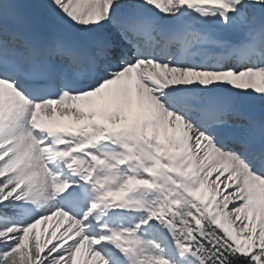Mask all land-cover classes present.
I'll return each instance as SVG.
<instances>
[{
    "label": "snow or ice",
    "instance_id": "obj_1",
    "mask_svg": "<svg viewBox=\"0 0 264 264\" xmlns=\"http://www.w3.org/2000/svg\"><path fill=\"white\" fill-rule=\"evenodd\" d=\"M0 264H264V0H0Z\"/></svg>",
    "mask_w": 264,
    "mask_h": 264
},
{
    "label": "rangeland",
    "instance_id": "obj_2",
    "mask_svg": "<svg viewBox=\"0 0 264 264\" xmlns=\"http://www.w3.org/2000/svg\"><path fill=\"white\" fill-rule=\"evenodd\" d=\"M43 227H45V228H49L48 225H45V226H43ZM39 230H40V226H38V229H37V232H38V233H39Z\"/></svg>",
    "mask_w": 264,
    "mask_h": 264
},
{
    "label": "bare ground",
    "instance_id": "obj_3",
    "mask_svg": "<svg viewBox=\"0 0 264 264\" xmlns=\"http://www.w3.org/2000/svg\"><path fill=\"white\" fill-rule=\"evenodd\" d=\"M51 223H52V222H49V224H48L49 228H50V226H51Z\"/></svg>",
    "mask_w": 264,
    "mask_h": 264
}]
</instances>
